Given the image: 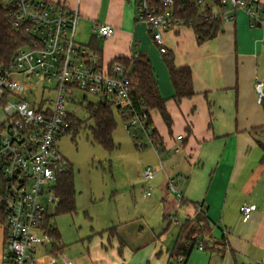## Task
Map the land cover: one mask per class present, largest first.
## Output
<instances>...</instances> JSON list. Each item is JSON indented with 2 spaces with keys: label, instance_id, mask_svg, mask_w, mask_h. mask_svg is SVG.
Here are the masks:
<instances>
[{
  "label": "crops",
  "instance_id": "1",
  "mask_svg": "<svg viewBox=\"0 0 264 264\" xmlns=\"http://www.w3.org/2000/svg\"><path fill=\"white\" fill-rule=\"evenodd\" d=\"M49 1L77 8L79 18L93 32L99 24L114 27L111 36L101 39L104 64L138 52L147 55L172 120L168 128L157 109L149 110L151 127L165 148L160 156L156 153L157 170L151 166L153 178L158 170L164 176L165 191L161 189V194L167 204L162 222L148 227L144 236L141 230L135 234L132 230L128 239H121L118 233L116 237L111 235L109 247L100 243L96 249L93 264H176L171 252L181 225L198 210L197 203L206 207L215 244L212 249L205 245L199 249L200 238L183 264L264 263V149L257 142H264V100L256 101L254 89L255 80L264 79L260 65L264 30L248 26L242 9L234 11V20H224L216 37L201 44L196 43L192 29L183 24L165 30L163 44L173 51L175 63L192 70L194 94L176 102L158 44L146 23L136 18L134 0ZM93 32L91 35H95ZM249 33L253 37L247 39ZM249 42L254 49L245 50ZM177 135H182L180 150L171 154L166 148L176 143ZM152 145L154 149L158 146ZM168 180L181 193V200L174 193L171 200H165ZM245 203L255 205L247 218L242 213ZM5 233L0 224V264H13L4 257ZM59 262L63 264L57 256L55 264Z\"/></svg>",
  "mask_w": 264,
  "mask_h": 264
},
{
  "label": "built area",
  "instance_id": "2",
  "mask_svg": "<svg viewBox=\"0 0 264 264\" xmlns=\"http://www.w3.org/2000/svg\"><path fill=\"white\" fill-rule=\"evenodd\" d=\"M201 3V0H199ZM8 16L13 26L27 23L33 38L30 44L19 47L7 66H0V208L6 242L4 257L13 264H55L57 254L47 251L51 227L49 204H57L56 185L61 173L69 166L58 149V139L71 128V114L67 105L76 100L75 92L94 95L109 102L123 121L124 128L138 137L145 133L150 139L148 110L138 111L130 98L131 80L123 64L113 61L104 64L101 56L89 44L75 41V29L79 18L77 8H68L49 0H7ZM173 0H134L136 18L146 23L152 40L165 50L163 32L182 25L173 13ZM226 9L215 11L218 7ZM212 14L223 20H234V11L242 9L249 25L264 27V4L261 0H220L210 5ZM97 38L114 33L109 24H99L94 29ZM136 55V54H135ZM256 101L264 100V79L254 82ZM45 90H53L51 98H45ZM85 96V95H84ZM12 98V99H10ZM176 143L166 148L175 154L180 150L182 135ZM143 143H138L141 149ZM156 146L158 156L164 151ZM146 181L155 175L150 165L144 166ZM172 181L167 188L181 199ZM144 196H150L146 191ZM201 203L196 207L200 210ZM255 209L254 204H243L244 218ZM170 219H173L172 216ZM37 247L47 251L43 263L34 257ZM202 249V244H199ZM63 264H73L65 257ZM183 264V257L176 259ZM264 264V263H259Z\"/></svg>",
  "mask_w": 264,
  "mask_h": 264
},
{
  "label": "rangeland",
  "instance_id": "3",
  "mask_svg": "<svg viewBox=\"0 0 264 264\" xmlns=\"http://www.w3.org/2000/svg\"><path fill=\"white\" fill-rule=\"evenodd\" d=\"M210 2L211 0H201V8ZM261 2L264 3V0ZM253 28L264 30L262 26ZM92 32V27L82 18H78L75 41L88 44ZM247 35V39L253 37L250 33ZM252 48L254 49V46L249 42L245 50ZM260 62L261 70L264 71V49ZM74 94L77 103H69L67 111L74 114L77 121H81V125L75 135L72 133L73 126L66 135L58 139L57 145L72 166L75 207L71 212L56 213L55 204H49L50 223L56 227L60 236L58 242L51 236L47 251L54 252L52 250L55 243L62 246V251L57 254L60 259L65 257L75 264H93L96 249L100 243L109 247L111 235L116 237L118 233L121 239H128L132 230L134 234L141 230V235L144 236L148 233V227L161 223L167 202L161 194V189L165 191V186L162 185V170H158L155 178L149 181L142 175L144 166L158 167L157 154L147 135L139 131L138 137L133 138L124 128L119 113L113 109L114 147L112 150L105 149L92 139L89 129L92 120L88 118L84 108L87 101H96L97 98L81 91ZM52 96L53 90H45V98ZM151 114L156 122L155 112L151 111ZM2 117L0 110V119ZM138 143L144 144L141 149ZM169 181L172 180L167 182ZM171 184L175 187L173 181ZM146 191L150 192V196H144ZM166 192L165 200H171L174 192L170 189H166ZM47 251L37 247L34 257L43 262V255Z\"/></svg>",
  "mask_w": 264,
  "mask_h": 264
},
{
  "label": "trees",
  "instance_id": "4",
  "mask_svg": "<svg viewBox=\"0 0 264 264\" xmlns=\"http://www.w3.org/2000/svg\"><path fill=\"white\" fill-rule=\"evenodd\" d=\"M151 1L159 4V0ZM219 3L220 0H211L209 4H204L201 8L200 4L202 3L199 0H173L172 8L174 15L182 21V24L192 29L196 43L201 44L216 37L221 31L223 19L219 15L214 16L210 8L211 4L218 5ZM30 29L31 26L27 23H21L14 27L12 19L8 16L7 0H0V66H7L12 55L19 47L30 44L33 38ZM101 43L100 38L91 35L88 44L100 55ZM160 53L174 89L173 98L175 101L179 102L183 98L191 97L194 94V90L190 66L177 65L174 60V53L170 49L165 48ZM115 61L123 64L131 80L133 89L130 93V98L133 106L138 111L157 109L169 128L172 120L166 110L165 100L159 94L156 78L148 56L138 52L136 55L117 58ZM83 99H85L84 95ZM84 108L88 118L92 120V125L89 127L92 139L105 149L112 150L114 147L112 132L115 128V122L111 105L106 100L99 99L87 101ZM147 122L150 126L152 125L149 114ZM79 125H81V121H77L75 116L71 117V128L69 131L74 126L72 133L75 135ZM261 128L264 131V125ZM150 135L153 143L163 149L164 147L161 145L155 128L151 127ZM257 142L264 149V142L260 140H257ZM262 161H264V155ZM56 193L59 196V200L55 205L56 213L73 211L75 207V189L70 163L68 169L61 173L58 178ZM199 206L200 210H196L195 214L191 218L185 219L181 225L171 257L182 256L184 260L187 259L200 238L202 239L201 244L203 247L205 245L208 249L213 248L215 241L211 239L210 233L212 224L205 214L206 207H203V205ZM2 221L3 212L0 208V223ZM49 232L58 242L60 234L56 227L51 225ZM58 249H62V246L54 243L52 251ZM118 252H121L120 248H118Z\"/></svg>",
  "mask_w": 264,
  "mask_h": 264
}]
</instances>
